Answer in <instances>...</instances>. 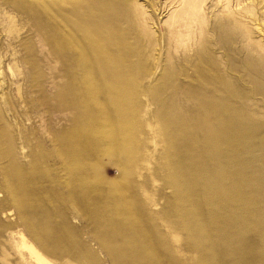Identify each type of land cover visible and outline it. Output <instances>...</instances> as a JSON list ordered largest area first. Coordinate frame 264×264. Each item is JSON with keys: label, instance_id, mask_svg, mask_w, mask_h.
Wrapping results in <instances>:
<instances>
[{"label": "rangeland", "instance_id": "374dc122", "mask_svg": "<svg viewBox=\"0 0 264 264\" xmlns=\"http://www.w3.org/2000/svg\"><path fill=\"white\" fill-rule=\"evenodd\" d=\"M264 264V0H0V264Z\"/></svg>", "mask_w": 264, "mask_h": 264}, {"label": "bare ground", "instance_id": "6f19581e", "mask_svg": "<svg viewBox=\"0 0 264 264\" xmlns=\"http://www.w3.org/2000/svg\"><path fill=\"white\" fill-rule=\"evenodd\" d=\"M32 253L38 258L42 264H52L46 257L39 253L34 247H31Z\"/></svg>", "mask_w": 264, "mask_h": 264}]
</instances>
